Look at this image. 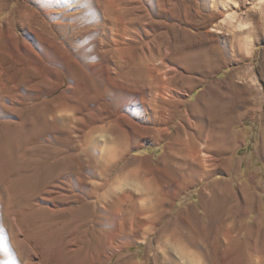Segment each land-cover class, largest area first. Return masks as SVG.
I'll list each match as a JSON object with an SVG mask.
<instances>
[{"label":"rangeland","instance_id":"374dc122","mask_svg":"<svg viewBox=\"0 0 264 264\" xmlns=\"http://www.w3.org/2000/svg\"><path fill=\"white\" fill-rule=\"evenodd\" d=\"M0 21V264H155L175 229L264 264V0H0ZM148 98L130 144L90 136Z\"/></svg>","mask_w":264,"mask_h":264},{"label":"bare ground","instance_id":"6f19581e","mask_svg":"<svg viewBox=\"0 0 264 264\" xmlns=\"http://www.w3.org/2000/svg\"><path fill=\"white\" fill-rule=\"evenodd\" d=\"M33 26L34 25H32L31 23H28L22 25L21 27L23 31L26 29L31 32L32 30H34ZM12 30L14 31L15 37L19 38L18 30L15 28H13ZM164 86L165 87H162V89H160L159 93L157 94L156 96L157 100L165 101L167 97L172 96L173 91H171L169 86L168 87L167 85ZM142 104H143L142 107L140 106L139 108H135L134 105H127V107L125 108L127 112V116L126 115L121 116L118 113L114 115L111 114L110 116L108 115L103 116L97 121L95 127L92 128L93 130L90 136L91 135L94 136V134H98V133H101L103 135L110 133L112 134L115 142L130 144L133 135L131 131L138 129L140 126V124L136 125L135 123H141L142 126H148L146 123L151 119L150 112L151 111L153 112L154 110L150 98L146 99V101L143 102ZM69 107L70 108H68L67 106H62L58 110H55V112L52 115L55 117L54 118L55 120L56 119L59 120V118H61L60 121L66 127L72 123V118H70L71 116L64 117V115L67 116L66 114H69L70 111L74 110L73 106H72L73 109L71 108V106ZM120 120L122 121L125 130L120 129L121 128ZM130 151L133 150H130L128 145V148L126 149V153H129ZM84 152L86 154H89L90 149L87 146H85ZM92 153L99 154L100 155L99 160H101L103 164L109 167L107 172V182H108L110 180V177L112 176V173L114 172L112 162L117 157V155H115L114 149H110L109 146L101 148L100 144H98L97 146L95 145L94 149H92ZM182 160L184 162V167H186L187 170L189 169V171H193L194 173H196L197 171L206 172L209 157L204 153L203 150L200 149V147L196 142H193V145L190 146L189 149H187V151L182 152ZM141 181L146 182V180H141ZM146 201L148 202L150 201V199H147ZM159 206L160 205H157L156 203L155 208ZM151 209H153V206L148 208L147 215L154 211V209L153 210ZM228 237L230 236H227L226 238ZM23 242L27 245L26 241ZM205 242L207 244H201V242L199 241H192L191 237L185 234V232L183 231L180 232L177 231L176 229L172 230L169 239L165 241L164 246L161 247L162 256H156L154 263L155 264H215L213 262L212 253L210 251L211 246H209V242L207 241ZM211 242L213 241H210V243ZM215 242L216 241H214V243ZM27 246L30 254H32L33 256L37 255L36 251L32 247H30L29 245ZM128 247L129 246H126L127 249ZM214 252H216V247L214 249Z\"/></svg>","mask_w":264,"mask_h":264}]
</instances>
